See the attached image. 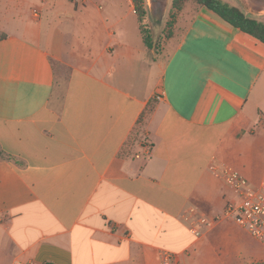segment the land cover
I'll return each mask as SVG.
<instances>
[{"label": "crops", "instance_id": "obj_1", "mask_svg": "<svg viewBox=\"0 0 264 264\" xmlns=\"http://www.w3.org/2000/svg\"><path fill=\"white\" fill-rule=\"evenodd\" d=\"M179 20L159 55L132 0H0V264H159L199 241L187 211L235 200L211 165L264 183V44ZM236 226L207 232L210 264Z\"/></svg>", "mask_w": 264, "mask_h": 264}, {"label": "rangeland", "instance_id": "obj_2", "mask_svg": "<svg viewBox=\"0 0 264 264\" xmlns=\"http://www.w3.org/2000/svg\"><path fill=\"white\" fill-rule=\"evenodd\" d=\"M172 1L173 0L168 1L164 20L157 21L151 13L150 0H146L148 10L146 28L148 29L152 37L153 50L159 55L166 54L171 51V49L177 44L179 38L181 37L182 31L184 30V25H180L179 23L180 15L186 11L191 15L193 11L198 7L192 2H188L184 5L183 11L178 12L172 10ZM223 1L233 7H236L247 16L264 23V14L251 13L242 0ZM188 19L189 18H187L186 21ZM226 221L227 220H224V222ZM199 228L200 230H203V232H206V228ZM206 239L207 236L203 237L201 240L189 246V248L185 252L180 254L178 264H180V262L183 260H186L187 264H210V255L203 244ZM193 241H195L194 238ZM252 252H257L264 255V246L254 240L240 226H236L234 227V230L230 235V241H228L220 250V255H222L223 259L225 258V256L228 257V264H249Z\"/></svg>", "mask_w": 264, "mask_h": 264}, {"label": "built area", "instance_id": "obj_3", "mask_svg": "<svg viewBox=\"0 0 264 264\" xmlns=\"http://www.w3.org/2000/svg\"><path fill=\"white\" fill-rule=\"evenodd\" d=\"M88 0H71L75 5H85ZM38 10H34L37 17ZM160 99V98H158ZM211 172L223 180L235 193V200L227 204L222 216L209 219L196 210L187 211L184 218L190 224V231L196 240L206 236L207 232L222 220L237 223L254 240L264 246V183L251 186L248 180L234 169L221 164H213ZM199 227L206 228V232ZM180 254L170 251L160 253L159 264H178Z\"/></svg>", "mask_w": 264, "mask_h": 264}, {"label": "trees", "instance_id": "obj_4", "mask_svg": "<svg viewBox=\"0 0 264 264\" xmlns=\"http://www.w3.org/2000/svg\"><path fill=\"white\" fill-rule=\"evenodd\" d=\"M132 2L140 24V31L144 44L148 49H153L152 37L146 28L148 14L146 0H132ZM188 2H192L198 7H204L212 11L228 24L240 29L242 32L254 37L264 44V23L247 16L236 7L231 6L223 0H173L172 10L181 12L183 11L184 5ZM53 64L54 67L57 66L55 62Z\"/></svg>", "mask_w": 264, "mask_h": 264}, {"label": "water", "instance_id": "obj_5", "mask_svg": "<svg viewBox=\"0 0 264 264\" xmlns=\"http://www.w3.org/2000/svg\"><path fill=\"white\" fill-rule=\"evenodd\" d=\"M169 0H150L151 13L157 21H163ZM251 13L264 14V0H242Z\"/></svg>", "mask_w": 264, "mask_h": 264}]
</instances>
